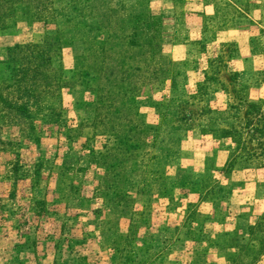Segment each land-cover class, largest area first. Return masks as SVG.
I'll list each match as a JSON object with an SVG mask.
<instances>
[{
    "label": "rangeland",
    "instance_id": "1",
    "mask_svg": "<svg viewBox=\"0 0 264 264\" xmlns=\"http://www.w3.org/2000/svg\"><path fill=\"white\" fill-rule=\"evenodd\" d=\"M0 264H264V0H0Z\"/></svg>",
    "mask_w": 264,
    "mask_h": 264
},
{
    "label": "trees",
    "instance_id": "2",
    "mask_svg": "<svg viewBox=\"0 0 264 264\" xmlns=\"http://www.w3.org/2000/svg\"><path fill=\"white\" fill-rule=\"evenodd\" d=\"M21 2L28 4L30 2V0H21ZM97 19L100 21L104 20V17L102 15H100L97 12ZM106 26V24H105ZM124 26V25H123ZM134 35V34H133ZM135 36V35H134ZM132 36V37H134ZM129 35L127 36L124 33V28H119V31L117 33H111L110 35H107L106 40L104 42L102 49L103 52V56L107 58V64H109L110 66H116V76H117V80L119 81V83H126V91L127 93L131 94L132 90L135 89L134 83L132 82V79H128L127 77L129 75H127L126 71L123 70L124 67V63L126 62V60H129L130 62L135 60L136 63V59L137 55L133 54L132 51H129L127 48L125 49V47L123 48V45L127 44L129 42ZM148 39H144L143 42L147 43ZM32 46L34 45H13L11 47L8 48L7 51V59H6V63H7V67H9L10 63H15L16 60L19 61L20 65H19V70L18 72H23V76L21 75L20 77H18V74L15 77V82L16 85H22L24 87H26V89L30 90L33 89V87L35 86V84L40 81V79H36L35 75L38 72V66L39 65H45L46 62L49 61V56H42L43 52L38 49L35 50L33 52L32 50ZM35 47V46H34ZM118 47V49H116ZM20 54V55H19ZM19 56L20 58L16 59V57ZM39 56V57H38ZM113 57H117L115 59H113ZM152 62V61H151ZM149 61V64L151 63ZM149 67H151V65H149ZM110 68H107V70ZM148 69V66H147ZM151 70L154 71V66H152V68H150ZM47 70V69H46ZM150 73H152L149 69L147 70ZM31 73V74H30ZM48 77V76H46ZM43 82V80H41ZM8 87V86H6ZM109 89H107L106 96H105V102H107V104L105 105L104 110L106 111L108 107H111V105H109L111 101V93L108 92ZM117 92H120L119 89L117 90ZM128 95L125 93H122L119 97H118V102L123 101L124 106L127 107V105H129L131 107V105L129 104V102H127L128 99ZM112 99H116V98H112ZM97 109H101L102 105L100 104L99 100L98 102L95 104ZM130 110V109H129ZM124 121H122V123H118L115 127L116 132H119L122 134V127H123V123L128 125V123L130 122L129 118H123ZM97 124L100 127H103L106 125V123L101 121H97ZM136 128V127H135ZM139 131H143L140 127L137 128ZM135 142L134 139H132L131 143ZM133 144V143H132ZM117 146H114L113 148H111L103 157L105 159L109 158L110 156H113V158L115 157L116 153H119L120 150H124L127 152L128 154V147L126 148L123 143H118L116 144ZM133 149V147H132Z\"/></svg>",
    "mask_w": 264,
    "mask_h": 264
}]
</instances>
